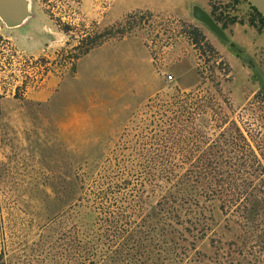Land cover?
<instances>
[{
    "label": "rangeland",
    "instance_id": "374dc122",
    "mask_svg": "<svg viewBox=\"0 0 264 264\" xmlns=\"http://www.w3.org/2000/svg\"><path fill=\"white\" fill-rule=\"evenodd\" d=\"M193 6L209 14L216 6L224 18L235 17L224 29L227 39L195 19ZM29 10L19 26L0 20V229L11 243L6 263L36 258L32 243L41 235L58 242L72 220L92 227L89 193L80 206L68 207L74 172L85 186L109 168L114 180L129 179L135 152H181L176 171L197 172L193 197L213 218L214 238L224 249L244 246L250 262L253 255L264 261V25L253 21L251 4L29 0ZM129 14V33L74 60L69 56L80 35L65 34L54 19L95 20L100 29ZM184 23L200 28L220 58L200 53ZM142 188L135 219L153 212L161 192L151 194L147 183ZM62 209V224L42 227ZM195 247L213 254L208 241Z\"/></svg>",
    "mask_w": 264,
    "mask_h": 264
},
{
    "label": "trees",
    "instance_id": "16d2710c",
    "mask_svg": "<svg viewBox=\"0 0 264 264\" xmlns=\"http://www.w3.org/2000/svg\"><path fill=\"white\" fill-rule=\"evenodd\" d=\"M234 1L237 3L239 0ZM251 7L254 11L253 21L264 25V17L255 7L252 5ZM210 14L223 29L237 21L235 17L224 18L221 12H217L216 6L212 7ZM131 16L132 14H129L122 21L100 29L95 20L71 24L62 21L61 17L54 19L65 34L77 32V35H80L78 44L72 47L76 52L69 56L74 60L110 39L123 37L129 33V28L124 26ZM184 25H186L184 32L200 53L208 52L213 57L220 58L218 51L206 39L200 28L193 24ZM225 69H230L227 64ZM181 154V152H135L134 161L128 170L132 171L131 173L127 171L129 179L119 176L118 180L117 178L114 180L117 175L114 176L115 172L109 168L105 169L104 173L99 172L97 178H93L92 185L87 183L89 186H85L80 175L74 172L75 184L71 189L68 207L71 209L80 206L81 200L89 193L91 207L96 212L92 227L85 228L84 225L72 220L68 230L57 238L58 242L49 236H39L38 241L32 243L34 248L31 247L30 250L36 252V258L28 257L23 263L33 264L38 261L40 264H264L263 259L256 255H253L254 261L250 262L244 246L226 244L227 249H224L221 242L214 238L213 218L205 214V207L193 197L196 187L190 182H194L197 172L191 169L188 170L190 174L185 175L181 171H176L177 168H181ZM145 183L150 186L151 194L154 195L156 190L161 191L157 192L159 200L155 202L150 215L148 212L145 215L137 213L138 218L135 219L134 209L138 212L142 210L140 198ZM130 185L132 187L130 190L135 194L127 191ZM225 207L222 206V209ZM63 215V209L55 212L46 218L42 227H48L50 230L51 224L62 222ZM257 221L258 219L254 218L252 225L257 227L259 225ZM3 233L4 231L0 229V264H7L5 257L11 243ZM261 239V237L256 239L257 245L253 248H258ZM203 241H208L213 249L212 256L201 255L197 251L195 242ZM101 246H104L106 251H103ZM23 257L26 258L27 255L23 254Z\"/></svg>",
    "mask_w": 264,
    "mask_h": 264
},
{
    "label": "water",
    "instance_id": "95a60500",
    "mask_svg": "<svg viewBox=\"0 0 264 264\" xmlns=\"http://www.w3.org/2000/svg\"><path fill=\"white\" fill-rule=\"evenodd\" d=\"M264 17V0H247ZM195 19L204 23L209 29L226 40L224 29L215 22L211 15L200 6H193ZM30 16L29 0H0V20L7 27L21 25Z\"/></svg>",
    "mask_w": 264,
    "mask_h": 264
},
{
    "label": "built area",
    "instance_id": "2783aa9c",
    "mask_svg": "<svg viewBox=\"0 0 264 264\" xmlns=\"http://www.w3.org/2000/svg\"><path fill=\"white\" fill-rule=\"evenodd\" d=\"M168 78L171 79V75H168Z\"/></svg>",
    "mask_w": 264,
    "mask_h": 264
}]
</instances>
